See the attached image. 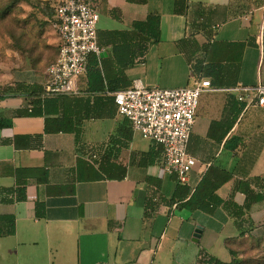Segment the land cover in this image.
Returning a JSON list of instances; mask_svg holds the SVG:
<instances>
[{
	"label": "crops",
	"instance_id": "crops-1",
	"mask_svg": "<svg viewBox=\"0 0 264 264\" xmlns=\"http://www.w3.org/2000/svg\"><path fill=\"white\" fill-rule=\"evenodd\" d=\"M84 1L99 16L110 79L103 90L88 92L85 73L77 94L43 117L16 116L31 99L0 95V120L10 122L0 128V192L8 194L0 216L14 220V234L0 237V264H198L201 253L230 264L239 242L264 244V107L245 108L231 90L264 86V0ZM149 15L159 17V41L121 76L112 51L135 45L132 25ZM201 76L212 91L199 99L187 148L196 165L185 186L193 192L210 167L223 170L232 178L215 195L242 208L247 183L263 200L239 221L222 207L211 215L179 208L172 198L181 184L162 169L161 148L131 130L110 90L123 80L181 89ZM45 82L46 70L25 69L9 86ZM45 119L71 131L47 133Z\"/></svg>",
	"mask_w": 264,
	"mask_h": 264
},
{
	"label": "built area",
	"instance_id": "built-area-1",
	"mask_svg": "<svg viewBox=\"0 0 264 264\" xmlns=\"http://www.w3.org/2000/svg\"><path fill=\"white\" fill-rule=\"evenodd\" d=\"M98 19L95 9L84 0H61L55 6L54 28L59 47L55 62L46 69L43 87L46 98L77 94L76 82L85 75L88 58L102 52L97 44ZM231 90L245 108L264 107V86ZM210 91L208 79H196L191 86L181 89L148 88L135 83L112 94L117 114L126 119L131 130L143 140L161 148L162 169L181 185L188 183L196 165L187 148L199 99ZM86 156L97 160L90 148L86 149ZM6 196L7 193L0 192V197Z\"/></svg>",
	"mask_w": 264,
	"mask_h": 264
},
{
	"label": "trees",
	"instance_id": "trees-1",
	"mask_svg": "<svg viewBox=\"0 0 264 264\" xmlns=\"http://www.w3.org/2000/svg\"><path fill=\"white\" fill-rule=\"evenodd\" d=\"M53 24H55L54 15H53ZM134 29V35L136 36L135 45L133 44H124L121 47H115L112 51L114 62L122 70L127 68L132 64L134 56L143 55L150 44L157 43L160 38L159 31V17L155 15H149L144 21L136 22L132 25ZM58 56V54H57ZM129 57V62L125 63V57ZM57 58V57H56ZM56 60V59H55ZM54 60V62H55ZM53 62V63H54ZM51 65V64H50ZM49 65V66H50ZM48 66V67H49ZM47 67V68H48ZM105 64L102 58L96 55H91L87 61V85L88 92L97 93L103 90L104 82L109 81L107 74L105 73ZM46 68V69H47ZM103 73V75H102ZM123 76V73L121 74ZM207 78V77H198V79ZM120 82V83H119ZM115 81L114 88L110 89L112 92L125 90L130 88L129 83L124 80ZM211 83V82H210ZM119 84V85H118ZM212 85V83H211ZM118 86V87H117ZM23 96L30 98V102L27 108L18 110L15 112V115L18 117H43L57 112V107L59 101L64 97L57 98H46L44 89L40 86L35 85H26V84H15L14 86H9L5 89L4 96ZM10 126V122L0 120V128H6ZM65 123L58 122V119H45V131L47 133H57V132H69L71 129L66 127ZM103 170V168H101ZM104 171V170H103ZM105 172V171H104ZM120 179L123 178V174L118 176ZM109 178H111L109 176ZM231 174L210 167L205 174L202 176L199 184L191 192L188 187L185 185H178L174 191L172 200H178L179 208L185 209L190 212L201 211L205 214L211 215L216 208L222 207L229 214L239 221L249 211V205L261 202L263 200L262 195L255 194L247 183H241L239 189L248 199V203L239 208L236 205L230 202H223L215 195L216 191L223 186L225 183L231 180ZM22 192V191H21ZM18 191L14 192L17 199H22V193ZM237 226L240 228V223H237ZM14 234V220L11 217H2L0 216V237L12 236ZM244 233L241 232L242 236ZM232 260L230 264H239L238 255L231 253ZM198 264H222L221 262L215 260L213 257L201 253L199 255Z\"/></svg>",
	"mask_w": 264,
	"mask_h": 264
},
{
	"label": "rangeland",
	"instance_id": "rangeland-1",
	"mask_svg": "<svg viewBox=\"0 0 264 264\" xmlns=\"http://www.w3.org/2000/svg\"><path fill=\"white\" fill-rule=\"evenodd\" d=\"M61 0H0V95L17 71L42 73L57 57L54 8ZM239 264H264V244L235 246Z\"/></svg>",
	"mask_w": 264,
	"mask_h": 264
},
{
	"label": "water",
	"instance_id": "water-1",
	"mask_svg": "<svg viewBox=\"0 0 264 264\" xmlns=\"http://www.w3.org/2000/svg\"><path fill=\"white\" fill-rule=\"evenodd\" d=\"M102 56V54H100V57ZM200 233H201V230L199 228H197L195 230V233H194V239H198L199 236H200Z\"/></svg>",
	"mask_w": 264,
	"mask_h": 264
}]
</instances>
